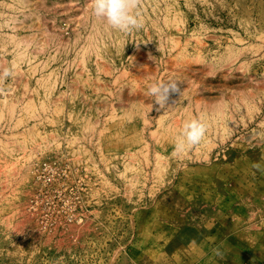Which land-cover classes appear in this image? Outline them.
<instances>
[{
	"label": "rangeland",
	"instance_id": "obj_1",
	"mask_svg": "<svg viewBox=\"0 0 264 264\" xmlns=\"http://www.w3.org/2000/svg\"><path fill=\"white\" fill-rule=\"evenodd\" d=\"M135 3L0 0V264H264V0Z\"/></svg>",
	"mask_w": 264,
	"mask_h": 264
},
{
	"label": "clouds",
	"instance_id": "obj_2",
	"mask_svg": "<svg viewBox=\"0 0 264 264\" xmlns=\"http://www.w3.org/2000/svg\"><path fill=\"white\" fill-rule=\"evenodd\" d=\"M136 7L135 0H93L92 13L96 18L104 21L110 29L127 33L143 27L142 19L135 11ZM11 75L12 71L9 68L0 70V80H7ZM179 82L181 81L178 79L169 78L151 83L148 87V95L153 98V104L161 109L168 107L170 94L180 91ZM206 130L205 122L200 119L187 121L176 143V154L182 155L187 146L198 145L205 136Z\"/></svg>",
	"mask_w": 264,
	"mask_h": 264
},
{
	"label": "bare ground",
	"instance_id": "obj_3",
	"mask_svg": "<svg viewBox=\"0 0 264 264\" xmlns=\"http://www.w3.org/2000/svg\"><path fill=\"white\" fill-rule=\"evenodd\" d=\"M90 36H91V38L93 37V26H92V31H91V33L89 34ZM89 37V36H88ZM68 66V65H67ZM69 91H71L70 90V88H69ZM123 99H128L126 96L123 98ZM192 149V148H191ZM188 152V151H187ZM187 157H189V156H187ZM195 158V157H194ZM206 157H204V159H205ZM208 160V159H207ZM190 161H191V158H190Z\"/></svg>",
	"mask_w": 264,
	"mask_h": 264
}]
</instances>
